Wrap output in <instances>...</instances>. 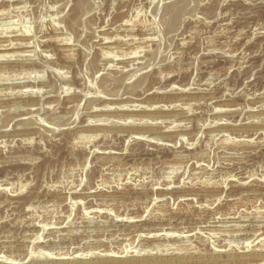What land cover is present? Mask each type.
I'll return each instance as SVG.
<instances>
[{"label": "rangeland", "instance_id": "1", "mask_svg": "<svg viewBox=\"0 0 264 264\" xmlns=\"http://www.w3.org/2000/svg\"><path fill=\"white\" fill-rule=\"evenodd\" d=\"M0 55V264H264V0H0Z\"/></svg>", "mask_w": 264, "mask_h": 264}, {"label": "bare ground", "instance_id": "2", "mask_svg": "<svg viewBox=\"0 0 264 264\" xmlns=\"http://www.w3.org/2000/svg\"><path fill=\"white\" fill-rule=\"evenodd\" d=\"M107 39V38H106ZM1 56V55H0ZM3 57V56H2ZM2 62V61H1ZM12 97V96H11ZM22 97V96H21ZM178 98V97H177ZM8 99V98H7ZM153 106V105H152ZM29 107V106H28ZM142 110H143V108H141ZM128 114V113H127ZM134 118V117H133ZM137 118V117H136ZM144 118V117H143ZM127 119V118H126ZM150 126V125H149ZM156 256V255H155ZM144 257V256H143ZM148 257H149V255H148ZM114 259V258H113ZM146 259H148V258H146ZM128 262V261H127ZM130 264V263H129Z\"/></svg>", "mask_w": 264, "mask_h": 264}]
</instances>
